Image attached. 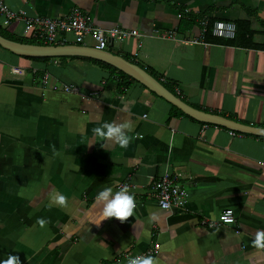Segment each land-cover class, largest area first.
Masks as SVG:
<instances>
[{"label": "crops", "instance_id": "0c3cea01", "mask_svg": "<svg viewBox=\"0 0 264 264\" xmlns=\"http://www.w3.org/2000/svg\"><path fill=\"white\" fill-rule=\"evenodd\" d=\"M5 1L28 18L77 9L97 28L137 30L141 37L110 42L108 51L196 109L264 128V0ZM203 16L236 23V39L192 44ZM0 29L24 39L21 21ZM125 83L85 60L35 62L0 47V260L125 264L157 248L159 264H264V139L204 125ZM112 121L132 126L129 144L91 143ZM166 173L183 174L180 208L158 205L154 184ZM107 186L135 194L133 216L103 219L96 196ZM57 193L67 207L48 206ZM227 209L236 223L210 227Z\"/></svg>", "mask_w": 264, "mask_h": 264}, {"label": "built area", "instance_id": "2783aa9c", "mask_svg": "<svg viewBox=\"0 0 264 264\" xmlns=\"http://www.w3.org/2000/svg\"><path fill=\"white\" fill-rule=\"evenodd\" d=\"M14 21L24 23V39L41 42L43 45H79L105 51L108 50L110 42H122L130 37H141L137 30H127L120 27L106 30L97 28L88 15L77 9H74L64 18H28L22 16L19 12L11 10L5 0H0V26L7 28ZM196 21L199 25V34L192 44L207 47L210 45L207 42L208 36L219 40L233 41L238 35V26L234 22H214L206 16L197 18ZM164 38L173 39L174 35L170 34ZM88 39L91 40V44L88 43ZM50 79V74L45 72L43 76L45 83ZM62 90L67 93L79 94V89L76 87L62 86ZM231 134L235 135L236 133L231 132ZM182 177V173H166L155 181V196L162 210H172L184 205L187 195L181 185ZM235 223L234 211L227 209L219 215L217 221L210 222L209 225L210 227H216L219 224L234 225ZM206 224V221L202 222V225ZM156 249L134 257L152 255Z\"/></svg>", "mask_w": 264, "mask_h": 264}, {"label": "water", "instance_id": "95a60500", "mask_svg": "<svg viewBox=\"0 0 264 264\" xmlns=\"http://www.w3.org/2000/svg\"><path fill=\"white\" fill-rule=\"evenodd\" d=\"M0 47L16 56L29 58L79 57L97 60L126 74L158 97L180 110L184 115L204 124L225 128L231 132L264 138V128L248 126L225 116L196 109L170 92L159 80L139 65L105 50L79 45H32L12 41L0 35Z\"/></svg>", "mask_w": 264, "mask_h": 264}, {"label": "clouds", "instance_id": "9594fccd", "mask_svg": "<svg viewBox=\"0 0 264 264\" xmlns=\"http://www.w3.org/2000/svg\"><path fill=\"white\" fill-rule=\"evenodd\" d=\"M122 110L128 111V106L125 105ZM131 127L129 123L125 122H105L102 127L94 130L95 135L91 143L104 141L103 146L106 148H109L112 144L126 147L132 138L128 134ZM96 201L102 206L103 219L115 217L123 221L133 216L136 208L135 194L130 192L127 187L114 191L111 186H107L97 194ZM53 204L67 207V197L64 194L57 193L48 206L52 207ZM38 222L42 227L47 223L43 218H40ZM257 243L264 247V232L257 234ZM0 264H22V261L19 255L9 254L6 260H0ZM127 264H159V261L152 255H144L142 257H129Z\"/></svg>", "mask_w": 264, "mask_h": 264}, {"label": "trees", "instance_id": "16d2710c", "mask_svg": "<svg viewBox=\"0 0 264 264\" xmlns=\"http://www.w3.org/2000/svg\"><path fill=\"white\" fill-rule=\"evenodd\" d=\"M238 26V25H237ZM238 33H239V27H238ZM0 35L3 36L4 38L6 39H9V40H12V41H16V42H19V43H24V44H32V45H43V43L41 42H37V41H33L31 39H15L13 37H11L10 35H8L5 31H3L2 29H0ZM23 58H26V59H29V60H32V61H35V62H46V61H51V60H56V59H81V60H85V61H88V62H91L93 63L94 65L104 69V70H107L109 71L110 73L114 74V76L116 78H118V80H121L123 82V85H125L126 87V84L125 82H136L135 80H133L132 78H130L129 76H127L126 74L120 72L119 70H117L116 68L112 67L111 65H108L106 63H103V62H100V61H97V60H92V59H87V58H79V57H65V58H29V57H23ZM127 59V58H126ZM129 60V59H127ZM130 61V60H129ZM133 63H135L134 61H131ZM137 64V63H135ZM148 72V71H147ZM149 73V72H148ZM153 76V75H152ZM154 77V76H153ZM156 78V77H155ZM157 80H159L158 78H156ZM160 81V80H159ZM161 82V81H160ZM170 92H172L173 94L174 91L172 89L171 86L167 85V84H164L163 82H161ZM176 95V94H175ZM173 109L177 112H179L180 114L184 115L180 110H178L176 107L173 106ZM203 124V123H202ZM206 125V124H204ZM222 128V127H221ZM225 129V128H223ZM227 130V129H226ZM233 133H236V132H233ZM236 134H239V133H236ZM258 138H261V137H258ZM264 139V138H262Z\"/></svg>", "mask_w": 264, "mask_h": 264}]
</instances>
